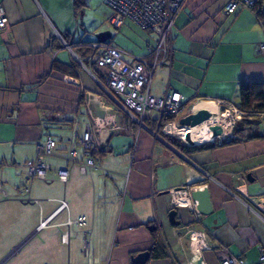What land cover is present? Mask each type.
<instances>
[{
	"label": "crops",
	"instance_id": "crops-1",
	"mask_svg": "<svg viewBox=\"0 0 264 264\" xmlns=\"http://www.w3.org/2000/svg\"><path fill=\"white\" fill-rule=\"evenodd\" d=\"M228 2L187 0L173 26L171 60L159 66L157 78L154 73L151 95L173 91L187 104L196 99L237 104L243 83H264V53L257 50L264 29L245 8L222 14ZM56 4L58 0H0L8 17L0 31V204L26 205L21 199L28 178L21 165L34 157L38 141L47 135L58 140L47 159L52 166L49 176L56 179V168L66 164L64 137L70 127L81 133L89 124L100 128L95 154L99 167L80 174L71 166L66 183L42 181L41 188L32 189L34 178L30 184L31 198L39 200L34 203L36 227L45 230L52 264H131V256L150 253L153 230L163 239L168 256L150 255L145 264H192L198 255L205 264H219L220 251L244 264H264L259 259L264 251V136L246 138L245 130L236 129L234 142L211 146L212 141H198L194 145L201 147L185 155L156 138L151 127L138 130L122 113L118 124L126 129L106 133L92 114V109L101 108L97 84L79 65L75 51L62 41L53 42L57 34H67L70 43H78L68 24V15L75 16L73 0H67L66 9ZM144 31L148 39L137 52L119 45L106 29L99 34L108 32L105 41L144 55L156 36L154 30ZM92 41L97 39L83 42ZM93 70L98 75L104 71L95 65ZM50 109L77 110V122L60 126L46 121L42 113ZM248 116L243 119L262 122L260 113ZM178 186H206L211 212L199 213L187 191H174ZM182 196L187 202L177 201ZM50 197L64 198L69 211L47 219L58 205L47 200ZM172 209L179 225L170 223ZM68 216H84L85 223L68 225ZM65 232L67 242L62 240ZM193 234L201 244L196 252Z\"/></svg>",
	"mask_w": 264,
	"mask_h": 264
},
{
	"label": "built area",
	"instance_id": "built-area-1",
	"mask_svg": "<svg viewBox=\"0 0 264 264\" xmlns=\"http://www.w3.org/2000/svg\"><path fill=\"white\" fill-rule=\"evenodd\" d=\"M186 2L187 0H103V3L110 9L108 22L114 28H121L125 21L129 20L141 30H154L156 33L154 43H149L146 46L144 55H136L106 41L89 42L88 46L93 49V53L88 56V62L104 70L101 73L104 77L103 82L98 80L90 68L76 57L100 90L102 98H98V102L104 110V116L101 119L98 118V125L106 128V133L126 129V127L118 124L117 115L119 113L133 120L138 130L148 129L145 119L153 113H156L158 117L173 116V121L166 124L177 123L178 118L183 114L187 102L183 101L180 93L170 91L163 97H157L151 95L150 88L156 69L171 60L173 26L177 15ZM255 2L256 0H229L221 12L228 15L238 7L245 8L252 12L258 24L264 29V17H260L259 11L254 9ZM7 22L8 17L4 8L0 6V31L6 28ZM57 37L61 39L63 45L70 51L72 50L59 34H57ZM257 50L264 53V41L258 43ZM49 51L53 53L52 50ZM214 102L217 104L222 118L228 124L223 136L230 139L233 135V128L243 119L245 113L229 100L218 99ZM42 116L46 121H51L60 126L77 122V115L73 111L50 109L43 111ZM260 116L262 122L258 125V129L264 133V113H260ZM99 130L100 128L93 129L89 124H86L81 133H78L73 125L70 127L69 134L64 137L66 151L64 159L66 164L56 168V179L49 176L52 166L47 159L54 155L58 140L51 135H47L43 140L38 141L35 145L34 157L26 160L23 165L19 164L26 169L29 181L24 190V198L21 200L39 204L37 198H31L30 196V184L34 178L45 183L54 180L66 183L71 166H76L80 174H87L91 170L97 169L99 167L98 158L94 153L100 145ZM151 133L159 138L156 133ZM217 137L219 138V136ZM134 139L136 140L137 137L135 136ZM183 141L187 144L185 140ZM1 186L0 181V189ZM47 200L58 202L57 207L47 219L61 210L69 211L68 202L64 198L50 197ZM84 223V216H80L75 220L68 216L66 219L68 225ZM199 235L201 238L200 233ZM62 240L67 242L68 232L62 235ZM219 259V264H244L242 259L223 253V251H220ZM259 259L264 261V251H261Z\"/></svg>",
	"mask_w": 264,
	"mask_h": 264
},
{
	"label": "rangeland",
	"instance_id": "rangeland-1",
	"mask_svg": "<svg viewBox=\"0 0 264 264\" xmlns=\"http://www.w3.org/2000/svg\"><path fill=\"white\" fill-rule=\"evenodd\" d=\"M56 5L66 9L67 0H58V4ZM108 13V7L103 3V0H85V4L81 6V9L75 16L70 17L68 15V24L71 36L75 38L74 41L96 40L100 31L106 29L112 34V37H114V40L119 45L134 52L139 51L138 47L145 44L148 34L129 21L122 28H114L108 22L110 14ZM68 41L70 42L69 38ZM75 53L81 56L79 50H75ZM158 70L159 67L155 72V78L159 76ZM104 100L106 101L105 98ZM198 100L196 99L187 104L183 113L187 111L191 112L192 105ZM220 113L218 116L222 119ZM153 116L158 117L156 113L150 115V117ZM247 117L249 116L245 115V118ZM240 122L242 124L237 125L238 129L243 128L246 132H260L258 129L260 120L242 119ZM176 125L179 127L178 123ZM237 126L233 128L232 132ZM214 132V136L219 135V138L215 137L214 141L223 142L229 140L228 137L223 136L225 134L224 129ZM121 136L124 135L122 134ZM169 136L183 141L179 136ZM203 141H207V138L204 137L202 140H199V142ZM184 144L186 143L184 142ZM186 145L190 144L187 142ZM43 185L42 181L35 178L32 182V189L41 188ZM26 186H28V181L26 182ZM9 202V204H0V264H52L53 250L49 249L50 242L48 240L46 242L48 238H44L45 230L39 232L40 226L36 227V223H38L36 219V205L27 202L26 205L18 206L12 201Z\"/></svg>",
	"mask_w": 264,
	"mask_h": 264
},
{
	"label": "trees",
	"instance_id": "trees-1",
	"mask_svg": "<svg viewBox=\"0 0 264 264\" xmlns=\"http://www.w3.org/2000/svg\"><path fill=\"white\" fill-rule=\"evenodd\" d=\"M85 4V0H73V7H74V11L75 14L81 9V6ZM254 9L257 11H259V16L260 17H264V0H256L255 4H254ZM64 41L68 42V44L70 45V47L72 48L73 51L75 50H79L80 55L79 56L80 60L82 61V63L84 65H86L87 67L90 68V70L92 71V73L94 74V76L96 78H98V80H100L101 82L104 81V77L102 76V74H97L96 71L93 70V63H89L88 62V56L90 54L93 53V49L91 47L88 46V42H83V41H79L77 44H73L70 43L68 41V35H62ZM61 42V40L58 39H54L53 42ZM109 42V41H106ZM110 43V42H109ZM82 51V52H81ZM79 63V62H78ZM78 65V64H77ZM79 65H81L79 63ZM70 67L74 68L75 65H69ZM63 69L64 68H60ZM240 103H237L236 106L243 112L245 113V115H250V114H259V113H264V83H255V82H251V83H243L240 87ZM73 112H77V110H73ZM245 120V119H244ZM173 121V116L171 115H164L161 117H154L151 118L148 117L145 119V124L149 127H151V129L156 130L157 135L164 141L167 142V144L173 148H175L176 150H178L179 152L187 155L189 153V151L194 150V149H198L201 146L199 145H193V146H189L184 144L183 141L178 140L174 137L169 136L168 134H165L163 132V126L168 123ZM242 124V122H238L236 124L240 125ZM238 129V126L235 128V130ZM240 130H244L243 128H239ZM234 130V131H235ZM233 131V132H234ZM246 138H251V137H261L264 135L261 134H257V133H252V132H246L243 135ZM199 138H203V137H199ZM184 140V139H182ZM236 139L234 137L230 138L227 141H223L221 142V144H226V143H231L234 142ZM211 146H217L218 142L217 141H213L211 142ZM97 150L95 151L94 154H96ZM152 235H153V246L150 249V255L151 258L153 259H158V258H165L168 256V251L167 248L165 246V243L163 241V239L161 238V236L156 232V230L152 231Z\"/></svg>",
	"mask_w": 264,
	"mask_h": 264
},
{
	"label": "water",
	"instance_id": "water-1",
	"mask_svg": "<svg viewBox=\"0 0 264 264\" xmlns=\"http://www.w3.org/2000/svg\"><path fill=\"white\" fill-rule=\"evenodd\" d=\"M106 35H109L108 32H102L98 34L97 41L103 42L106 39ZM92 105V103H91ZM92 114L95 117L101 118L104 115V111L101 108H94L92 109ZM212 116V112L207 109H198L194 112H186L183 113L177 120L179 126H187V127H194L203 121L209 119ZM204 135L207 140H214V131L211 128H205ZM159 137V136H158ZM184 140L188 142L190 145H194L195 142L190 137V132L187 131L184 135ZM174 191H187V197H190L193 202H195L196 209L199 213H209L212 210L209 191L206 186H201L197 189H190L187 190V186H178L174 188ZM168 190L163 191L161 193H167ZM176 210L172 209L169 211L168 216L170 223L172 225H179V221L175 219ZM155 226L150 225L149 229H153ZM150 253L149 251H141L137 254L131 256V264H145L146 261L149 259ZM192 264H205L201 255L195 256L193 259Z\"/></svg>",
	"mask_w": 264,
	"mask_h": 264
},
{
	"label": "bare ground",
	"instance_id": "bare-ground-1",
	"mask_svg": "<svg viewBox=\"0 0 264 264\" xmlns=\"http://www.w3.org/2000/svg\"><path fill=\"white\" fill-rule=\"evenodd\" d=\"M198 109H207L210 112H212V116L203 121L202 123L194 126V127H187V126H177L176 123H169L166 124L164 127V132L169 134V135H174V136H179L181 139L184 138V135L187 131L190 132V137L195 142V144L199 141L202 140L205 135H204V130L205 128H211L213 131L216 130H222L224 129V132L227 130V122L223 118H219V108L217 104L212 101V100H198L195 101V103L191 107V112H194ZM215 133V132H214ZM219 135H216L217 137ZM203 137V138H199ZM177 201L180 202H187L186 197H179L177 198ZM193 238V250L196 252L201 248L200 240L197 234L192 235Z\"/></svg>",
	"mask_w": 264,
	"mask_h": 264
},
{
	"label": "flooded vegetation",
	"instance_id": "flooded-vegetation-1",
	"mask_svg": "<svg viewBox=\"0 0 264 264\" xmlns=\"http://www.w3.org/2000/svg\"><path fill=\"white\" fill-rule=\"evenodd\" d=\"M159 139H161L160 137H159ZM214 141V140H213Z\"/></svg>",
	"mask_w": 264,
	"mask_h": 264
}]
</instances>
